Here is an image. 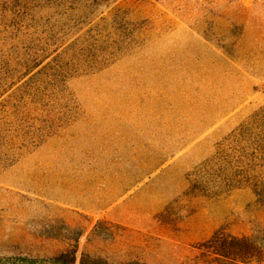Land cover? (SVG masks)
I'll list each match as a JSON object with an SVG mask.
<instances>
[{"label":"rangeland","instance_id":"1","mask_svg":"<svg viewBox=\"0 0 264 264\" xmlns=\"http://www.w3.org/2000/svg\"><path fill=\"white\" fill-rule=\"evenodd\" d=\"M33 3L36 17L93 33L107 35L99 24L114 20L141 44L71 79L69 122L0 170V264H50L67 252L77 264H257L207 244L217 233L264 240L254 191L194 182L218 178L201 166L264 107V0Z\"/></svg>","mask_w":264,"mask_h":264},{"label":"trees","instance_id":"2","mask_svg":"<svg viewBox=\"0 0 264 264\" xmlns=\"http://www.w3.org/2000/svg\"><path fill=\"white\" fill-rule=\"evenodd\" d=\"M0 1L5 5L0 7L4 17L0 20V170H4L69 122L67 116L73 108L66 97H70L71 79L101 72L141 41L123 36L121 24L114 20L99 24L109 32L105 35L87 30L83 22L36 17L41 6L33 3L35 0ZM9 5L10 10L4 8ZM137 26L127 22V28ZM204 165L218 178H198L194 188L204 185L219 193L248 188L264 205V107L218 145L213 157L201 167ZM214 167H219L221 176ZM207 244L225 260L264 264V240L256 235L217 233ZM77 261L75 254L67 252L48 262ZM79 264L109 263L84 256Z\"/></svg>","mask_w":264,"mask_h":264}]
</instances>
